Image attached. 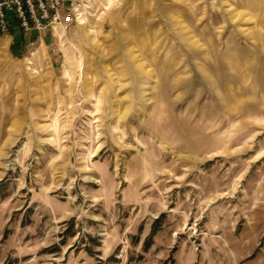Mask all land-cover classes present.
Wrapping results in <instances>:
<instances>
[{"label":"rangeland","instance_id":"374dc122","mask_svg":"<svg viewBox=\"0 0 264 264\" xmlns=\"http://www.w3.org/2000/svg\"><path fill=\"white\" fill-rule=\"evenodd\" d=\"M10 35L0 264H264V0Z\"/></svg>","mask_w":264,"mask_h":264},{"label":"built area","instance_id":"2783aa9c","mask_svg":"<svg viewBox=\"0 0 264 264\" xmlns=\"http://www.w3.org/2000/svg\"><path fill=\"white\" fill-rule=\"evenodd\" d=\"M98 0H0V38L10 37L13 22L21 33L63 30L82 25Z\"/></svg>","mask_w":264,"mask_h":264},{"label":"crops","instance_id":"0c3cea01","mask_svg":"<svg viewBox=\"0 0 264 264\" xmlns=\"http://www.w3.org/2000/svg\"><path fill=\"white\" fill-rule=\"evenodd\" d=\"M10 40H13L11 37H9ZM5 41V40H4Z\"/></svg>","mask_w":264,"mask_h":264}]
</instances>
